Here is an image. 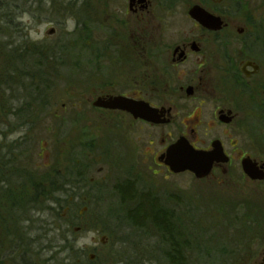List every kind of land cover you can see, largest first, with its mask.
<instances>
[{"label":"rangeland","instance_id":"374dc122","mask_svg":"<svg viewBox=\"0 0 264 264\" xmlns=\"http://www.w3.org/2000/svg\"><path fill=\"white\" fill-rule=\"evenodd\" d=\"M103 4L89 10L63 2L54 24L45 5L42 22L20 19L28 25L22 36L5 25L14 8L0 9V112H8L0 113V180L11 183L0 182V264H170L169 246L148 218L140 227L128 218L143 195L172 214L185 264H261L264 183L173 175L153 160L166 130L132 129L127 118L93 106L105 91L129 90L134 73L120 50L104 60V26L96 23L104 21ZM89 19L99 31L91 40L75 31ZM26 43L45 51L43 65L28 56ZM86 164V183L76 187L75 168ZM51 172L66 193H52L49 180L41 188L47 196L25 201L30 183L54 178ZM126 181L140 196L123 204L117 187Z\"/></svg>","mask_w":264,"mask_h":264},{"label":"flooded vegetation","instance_id":"af4514ba","mask_svg":"<svg viewBox=\"0 0 264 264\" xmlns=\"http://www.w3.org/2000/svg\"><path fill=\"white\" fill-rule=\"evenodd\" d=\"M100 1H104V21L96 23L104 26L99 28L104 29V60L120 50L134 73L128 76L129 90L105 91L93 106L99 98H124L156 110L152 122L127 111L102 109L104 115L127 118L132 129L166 130L163 150L154 153L153 160L167 172L160 159L185 139L212 161L210 173L201 180L264 183V0H0V9L14 8L5 25L22 36L28 25H21L20 19L42 22L48 15L45 5L52 6L54 24L63 2L91 10ZM195 9L197 14L192 15ZM91 22L76 23L75 31L83 32L84 39H95L99 32ZM55 33L51 27L49 34ZM26 45L27 54L43 51ZM173 130L178 132L177 140ZM11 171H7L10 177ZM32 189L30 195H40ZM95 258L91 255V262Z\"/></svg>","mask_w":264,"mask_h":264},{"label":"trees","instance_id":"16d2710c","mask_svg":"<svg viewBox=\"0 0 264 264\" xmlns=\"http://www.w3.org/2000/svg\"><path fill=\"white\" fill-rule=\"evenodd\" d=\"M32 55L33 60H35V64H37V66H41L43 65L44 61H46L48 58L46 57L45 51H37L34 50L32 52L28 53V56ZM31 75H33V70L32 72H30ZM45 75L42 72L36 71V77L37 78H43ZM87 169H88V165L86 164L85 166H83V168L77 166V168H75V172L77 173L76 175V179H77V186L79 187V185H81V183H86V173H87ZM6 170V168H5ZM4 170V171H5ZM74 172V173H75ZM6 173V172H5ZM51 174L54 176V178H50V176L47 175V177L40 181L39 184L37 183H30L32 181V179H30V186L29 188H36L38 189V192L40 194V196H47V194L49 193L48 190H42L41 188L43 187V185H45L44 183H50L49 180H51V185L53 190L52 193H60V195H63L65 192H63V190H61L60 185L62 184V180L63 178L59 176V174L53 173L51 172ZM5 176H9L10 175L6 174ZM1 184H5V188H7L9 186V181L5 180H0ZM8 182V183H7ZM41 183V184H40ZM41 185V186H40ZM39 187V188H38ZM7 190V189H6ZM117 192L119 193V195L121 196V201L123 204H127L130 201H133L134 199L138 198L140 196L139 193H135L134 188L132 187V183L130 184V182L126 181L124 184H121L117 187ZM31 194V193H30ZM29 194L28 198H25V201H29L28 199H33V201L35 200V198H31V195ZM55 195V194H54ZM38 196V195H36ZM141 200H143V203H140V205H138L137 210L135 212H131L128 214V218L130 219L131 222H133V224L135 226L138 225V227L142 226L143 224L141 223V220L143 218H148V221H150L154 227L156 228L158 234H160L162 236V239L164 242L167 243V245L169 246V253L167 254V260L169 261L170 264H185L184 262V258H183V254H182V248L185 246L184 244H180L179 242V231L178 228L175 224V222L173 221V216L172 214L167 211L164 208H158L156 207L155 204L149 202L148 204V199L150 197V195H143L140 196ZM32 201V200H30ZM57 201V200H56ZM58 202V201H57ZM155 203V202H154ZM143 216V217H142ZM140 224V225H139ZM143 228V227H142Z\"/></svg>","mask_w":264,"mask_h":264},{"label":"water","instance_id":"95a60500","mask_svg":"<svg viewBox=\"0 0 264 264\" xmlns=\"http://www.w3.org/2000/svg\"><path fill=\"white\" fill-rule=\"evenodd\" d=\"M195 13V14H193ZM197 14V9L192 12V15ZM94 107L106 108L111 110H123L131 113L136 119L146 121H154L157 111L152 109L145 102H133L124 98L110 99L104 101V98H99L94 102ZM173 174H182L185 172L193 173L197 179H203L211 171V159L203 153L195 151L185 139H180L172 145L160 159ZM246 168L248 166L246 165ZM253 169V168H252ZM247 173L251 174V168L247 169ZM263 179L264 173H261Z\"/></svg>","mask_w":264,"mask_h":264}]
</instances>
